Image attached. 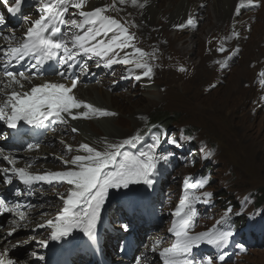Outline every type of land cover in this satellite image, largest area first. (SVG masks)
Listing matches in <instances>:
<instances>
[{
	"label": "snow or ice",
	"instance_id": "6c2138e0",
	"mask_svg": "<svg viewBox=\"0 0 264 264\" xmlns=\"http://www.w3.org/2000/svg\"><path fill=\"white\" fill-rule=\"evenodd\" d=\"M7 6L10 15H17L22 11L24 0H15V5H8V0H0ZM125 0H120L124 3ZM254 0H247L251 5ZM41 4L39 9V18L35 21H29L31 24L24 35L15 44L9 43L7 47L0 46V71L8 78L5 87H11L13 84L24 85L21 80L29 84L37 76L43 73V67L48 62H55L59 69L57 75L63 79L71 81L70 86L64 83L45 82L41 85H35L30 91L18 92L11 91L4 103L0 104V121H5L10 129H18L21 122L32 128L48 127L51 124L66 123L65 114L73 120L80 118H89L91 115L113 116L107 110H100L93 105L80 101L74 95V89L79 82V76L74 75L72 70L79 64L81 73L87 74V64H80V56H86L89 59L96 57L102 60L105 66L111 67L114 64L133 65L135 69H143L142 75H135L134 79L139 81L143 77H150L152 68L145 57L148 55L141 49L135 47L134 34L130 33L125 24H122L115 18L105 15L106 8L97 7L90 11H85L86 0H37ZM135 4L136 0H132ZM203 7V5H201ZM76 10L80 20H67L65 14L69 9ZM239 11H237V15ZM27 20V17L24 18ZM194 22L189 17L187 25ZM70 25L69 31L63 33L60 38H55L61 33V26ZM6 26V20L3 14H0V28ZM181 24L178 27L184 28ZM72 29L78 31L73 32ZM14 32V30H13ZM82 33V34H81ZM238 36V33H234ZM10 41L16 40L14 35L6 37ZM70 45V46H69ZM132 48L133 52L126 50ZM218 52L225 51L224 48H218ZM120 52H124L121 57ZM24 67L16 71L19 66ZM99 66V63H98ZM227 67L226 64L221 65ZM132 69H129L131 72ZM264 77V71L259 73ZM19 77V78H18ZM131 78V77H122ZM264 84V80L260 81ZM3 89L0 88V92ZM84 109V111H76ZM47 122V123H46ZM75 133L78 129L73 128ZM149 133H145L148 135ZM191 140L192 137L185 138L181 136L179 140L169 136L166 130L152 132L150 134L151 143L144 148H139L132 153L127 148L137 149L142 143L143 137L136 133L131 137L123 139L119 144H108L105 150L100 151L88 144L79 145V149L86 155H76L71 160H64V171H57L47 174H31L24 168L12 167L4 169L6 183H11L9 171L29 189L37 182H45L49 185L67 183L69 191L66 195H61L59 199L63 201V209L58 213L56 220L47 221L51 229L50 240L61 241L69 238L72 232L79 229L90 240L95 239L97 222L100 219L102 206L105 204L109 190L122 191L130 189L132 185L143 184L151 188L159 174L161 162L167 161L169 156L174 153L163 154L157 150L165 141L173 146H182L180 141ZM32 146L29 145V148ZM71 151V146H69ZM2 155V153H0ZM10 165L14 160L8 156L2 157ZM206 180L185 185V195L180 200L178 206L172 213L174 216L173 226L169 232L175 237V243L170 247L159 251V257L163 264H224L227 252L225 251L231 243L234 236L232 228L216 226L212 229L193 233L192 227L198 216V209L195 205L201 201L207 203V198L212 193H203L196 195L198 188H203ZM189 187L193 190L188 193ZM20 195L19 192L16 193ZM16 214L21 220H24L25 213L19 211V205L16 206ZM13 209L8 206L3 198H0V213L12 212ZM231 210L229 209L228 212ZM15 224L16 221H13ZM39 227H43L40 225ZM127 230V225H124ZM12 228L7 237H12L16 232ZM35 231V230H34ZM5 242H7L5 238ZM48 240H41L38 243L47 247ZM206 243L215 249H220L218 256L193 257V249L200 244ZM20 246V242L11 245L12 248ZM154 246L151 250L155 251ZM9 248H4L0 252V264H17L16 261L9 258ZM32 257H37V252L31 253ZM43 260V256H38ZM139 264V261H137Z\"/></svg>",
	"mask_w": 264,
	"mask_h": 264
},
{
	"label": "rangeland",
	"instance_id": "374dc122",
	"mask_svg": "<svg viewBox=\"0 0 264 264\" xmlns=\"http://www.w3.org/2000/svg\"><path fill=\"white\" fill-rule=\"evenodd\" d=\"M210 1L212 2V0ZM256 1L258 7L252 6L244 14L236 16L241 23L237 28L234 26L236 21L232 24L227 20L228 18L225 19V24H222V21L221 25H216V18L212 15L211 22L207 23L203 19L197 20L200 21L201 26L197 27L195 33H190V30L188 31L186 27L182 28L184 31L180 30L184 33V39L191 40L190 38H193V45L187 44L186 47H183L181 41L174 45L173 40L176 38V33L171 34L162 48L165 50L166 55L167 52H170L167 55L169 58L166 56L165 59H162L158 54L156 58H151L154 64L152 66H155L157 72H160L161 75L157 76L158 86L155 85V82L151 84L155 88L150 94L145 93L139 82L135 86L130 84L117 90V94L122 95L125 92L127 94L122 99H116L114 107L120 115L116 118L118 122L114 120L115 122L110 126L114 132L123 134V139L136 133L142 135L148 126L161 120L167 122L165 125L170 128L171 136L175 139L179 140L181 136L185 138L192 137L191 140L180 141L181 145L186 147L190 142L193 143V151H186L185 153H179L178 149L175 151L176 154L181 156L182 164L178 170L177 167L175 168L174 176L168 178L164 191H171L168 195L171 198L174 195L173 200L175 202L179 196L180 186L182 187L184 183V180H181L182 177L195 176V173L199 170H207L210 173L214 182L206 191L197 194L212 193V196L207 198V203L201 201L197 204L201 210L203 220L199 224L196 233L219 226L223 220H236L239 212L244 210L243 205L248 202L249 210L255 209L257 196H260L262 189L264 190V90L260 88V81L254 85L252 84L254 76L264 71V0ZM92 2L94 0H90V3ZM97 2L99 1L97 0ZM244 2L247 3V1ZM100 3L104 5L106 13L110 14L112 18L127 24L130 23L131 25L128 24L127 26L133 29L132 15L123 9L124 3H120V1L116 3L115 0H104ZM224 8L227 10L228 7L224 6ZM22 16L24 15L22 14ZM197 23L199 25V22ZM223 25L224 27H220ZM234 33L240 34L236 36ZM133 34L136 35V32L134 31ZM140 38V42L142 39L147 45H150V41H145L144 36ZM135 39L137 40L138 37ZM241 44L244 45L245 49L240 47ZM139 46L136 47L148 54L145 48L142 49V46ZM221 47L225 51L220 52L221 54L218 57L208 58L210 54L215 55L217 49ZM228 55H234V57L228 62V68L225 70L221 65ZM168 60L176 61L173 68L177 73L179 72L178 74L181 77L176 75L173 70L169 71L168 68L166 70ZM201 62L210 69L206 73V78L211 77L197 85L194 82L189 83V80L194 77L191 75L193 71L195 76L197 72L199 76H204L202 69L199 67ZM186 63L191 69H189L190 67L186 68ZM126 76V72L121 71L115 77L109 76L107 78L111 93L115 91V87L112 86L126 80L127 78L122 79ZM174 80L176 81L174 82ZM261 80H264V77H261ZM93 84L87 85L91 86ZM85 122L90 121L86 120ZM169 122L171 123L168 124ZM74 123L77 126V122L74 121ZM84 125L86 130L82 132V136H90L100 142L101 136L99 134L103 130L93 125L88 126L87 123ZM60 131L63 132L61 136L65 135L63 137L65 143H69L76 151L80 150L76 146L80 142H75V139L77 140L79 137L73 134L71 127L67 126ZM123 139L108 144H119ZM46 147L57 150L62 145L60 143H47ZM94 147L100 151L106 148V146L96 144H94ZM64 150L66 151L67 148L61 149V152L59 151L61 157L65 156ZM70 153H72V156L73 152ZM50 157L51 160L54 158ZM20 158L17 159L20 160ZM52 163L56 166L61 164L60 161L54 159ZM2 195L4 194L2 193ZM5 195H9V193L6 192ZM163 200L169 201L167 196H164ZM116 203L106 201L105 206H115ZM229 205H236L237 207L234 209ZM46 206L41 205L39 207L46 213L43 214L45 216L49 214L45 211ZM159 206H162V204L160 203ZM260 208L264 211V205ZM229 209L230 212H228ZM114 217L116 220H120L118 218H122V214H116ZM116 228L121 229V225L117 224ZM7 229L4 230L7 231ZM159 232L163 231L159 230ZM0 234L4 235V231H0ZM22 235L23 232L10 240V242L12 240L20 242V246L13 249L16 250L15 253L12 252L13 250L11 251V255L15 254L16 261L19 263L26 262L29 259L26 255V249L30 247V242L27 239L28 237L21 238ZM23 240L27 242V245H24ZM240 260L242 262L231 261L225 264H264V246L252 250L249 256L242 257Z\"/></svg>",
	"mask_w": 264,
	"mask_h": 264
},
{
	"label": "bare ground",
	"instance_id": "6f19581e",
	"mask_svg": "<svg viewBox=\"0 0 264 264\" xmlns=\"http://www.w3.org/2000/svg\"><path fill=\"white\" fill-rule=\"evenodd\" d=\"M98 1L99 2H97V0H94V2L90 3V0H86V5H85L84 10L85 11H90V10H92L94 8H97V7H103L104 5H102L100 3V1H104V0H98ZM115 1H116V3H119L120 0H115ZM244 1H247V0H212V2L210 0H136V3L133 4L132 0H125V2H124L125 5L122 6V7L125 10V12H127V13L132 15L131 18H133L132 20L134 21L132 30H133V32L134 31L136 32V35H134V37L135 38L138 37L137 40H139V37L143 38V36H144L145 41H150V45H147L146 42H144L140 38L141 39L140 46H142V49L145 48L146 52H148V55H147V57L145 59H147L148 64L152 68V73H151L150 77H143L141 80L138 81L140 83V85H141V88H143V90L145 91V93L150 94V92L155 88V87H153L151 85L152 83L155 82V85L157 84L156 86L159 85L156 80H158L157 76L161 75V74H159L160 72L159 73L157 72V68H155V66H152L154 64L152 63L151 58L152 57L156 58V56L158 54L160 58L162 57V59H165V57L170 54V52H167V55H166L165 52H164L165 50L162 49L163 46H165V44H166L165 41L167 39L169 40L170 35L173 34V33H176V38H175V40H173V44L174 45L177 44L178 41H181L183 43V47H186L187 44L193 45V38H190L191 40H187V39L183 38L184 37V33L180 32V30L181 31H184V30L182 28L178 27L179 25H181V24L187 25V21H188L189 17L193 18L194 22L199 20V19H203V21L208 23V22H211V16L213 15V16H215L216 21H217L216 25H218V24L221 25L222 21H223L222 24H225L226 23L225 19L228 18L227 20L230 23L232 22V24H233V22L236 21V24H234V26H236V28H237V27H239L241 25V23L239 22L240 20H238L236 18L237 11L240 10L239 14H244L246 11H248V10L242 9L241 6H240V9L238 10L239 4L243 5L244 3H246ZM254 1L257 2L256 0H254ZM13 2H15V0H9V3H13ZM111 2H113V1H111ZM208 4H209V7L207 8ZM201 5H203V7H201ZM224 6L228 7L227 10L224 8ZM37 7H40V6H37ZM35 9H38V8H34L33 7L32 9L26 10L25 13H23V15H24L23 17L24 18L27 17V20H24V18H23V21L21 23H19L18 21H15V22L10 21L9 25L11 26V28H9L8 31L11 30L12 34H19L20 30L23 31L26 28H28L30 26L29 21H35V17H33V15L29 16L28 14L34 13V15H36V16L40 15V12L36 11ZM118 9H119V7H118ZM69 11H70V9H69ZM0 14H4V10L2 8H0ZM65 19H67L69 21L72 20V19H76L77 21H79V19H78V17L76 15H74V16H70L69 15L68 16L67 13L65 14ZM203 21H201V22H203ZM197 22H199V26H201L200 21H197ZM63 27H67V25L61 26V28H63ZM220 27H224V25L220 26ZM186 28H189L188 25H187ZM196 29H193V31H191V30L189 31L188 29L187 30L190 33H195L197 31ZM13 30H14V32H13ZM226 30L228 31V29H226ZM72 31L75 32V31H78V30L72 29ZM9 36H11V34H9L8 37ZM241 36L242 35H240V37ZM242 38H243V36H242ZM243 46L244 45H242V44L240 45L241 48L245 49V47H243ZM133 51L134 50H131V51H128V52L131 53ZM172 52H174V51H172ZM220 54L221 53L217 51L215 53V55L214 54H210V56L208 58H211L212 56H217L218 57ZM207 61H209V60H207ZM214 61H216V60H214ZM167 62H168V65H167V67H165L166 70H167V68L169 69V71L173 70L176 75H179V77H181L180 74H178L179 72L177 73L175 71V69L173 68L175 63H176V61L168 60ZM181 64H184V63H181ZM200 64L201 65H199V67H200V69H202L204 76H199L198 72H197V75L195 76L194 75V71H193V73H191V75L194 76V77H193V79L190 78L191 80H189V83L194 82L197 85V84H199L201 82L203 83L205 80H207V79H209L211 77V76H209L208 78H206V73L209 72L210 69L207 66H204L202 64V62ZM185 65H186V68L190 67L188 65V63H186ZM132 68H133V65H130V67H128V69H132ZM189 69H191V67ZM217 69H218V67H217ZM211 71H213V70H211ZM142 72L143 71H141V69L132 70L131 72L128 71V74H127L126 77H131L133 79L135 75H142ZM37 76H39V77L48 76L50 78H54V77H52V74H49L47 71H43V73L41 75H37ZM167 77H168V75H167ZM202 77H203V79L201 80ZM127 79H130V78H127ZM123 81H125V80H122V82ZM175 81L176 80H174V82ZM181 81H182V79H181ZM2 82H3L4 86L7 84L5 82V80H3ZM183 82H186V81H183ZM212 82H213V80H212ZM21 83L24 85L26 83V81L25 80H21ZM0 84H1V80H0ZM85 84L81 85L80 87H78V90L76 91V94L80 98V100L83 101V102H86L88 104L93 105L97 109L107 110V111H109L111 113H115L116 115L108 116L107 118H102L99 121H90V122H79L82 118L76 119V120H72V119H69V117L66 115L65 116V120H66V122L69 123V126L70 127H75L76 129H78V132H79V136L78 137L79 138H77V140H75V141H79L80 142L79 144H81V143L85 144L86 143V144H88V145H90L92 147H94V144L104 147V146H107L106 144H108V143H114V141L115 142L116 141L119 142L121 140V138L123 139V134H118L117 132H114V130L111 128L110 125L113 124L115 122L114 120H116L118 115H120L119 112L117 110H115V107H114V104L116 103V99H122L123 97H126L125 94H127V93L126 92L122 93V95L121 94H117V90L118 89H122V86H120V85H117L115 87L114 93L113 92L111 93V91L109 90V84H108V80L107 79L98 80L97 82H95L91 86L87 85L88 83H85ZM25 86H27V85H25ZM0 88H3V87H0ZM30 88L31 87L27 88L26 91H30ZM13 90L22 91L24 89L19 87V85H15V84H13L11 87H6V89H3L4 93H7V94L11 93V91H13ZM196 99H198V98H196ZM4 100H5V98H3L2 94H1L0 102L3 103ZM78 111H84V109H80ZM74 121L77 122V126L75 125ZM85 123H87L88 126L89 125H93L94 127H96V128L99 127V128H101L103 130V132H100V134H99L101 136L100 137L101 138L100 142L97 141L96 139L91 138L90 136H82V132H84L86 130V129H84V126H85L84 124ZM0 130H2V129L0 128ZM147 143H148V141H147ZM69 146H70L69 143H66V145H64V147H63V149L67 148L66 151L64 150L65 151V157L70 152H73L72 156L86 155V153L83 152L82 150H78V151L74 150L72 148L73 146H71V151H69L68 150ZM59 151L61 152V148H58L57 150H53V149H49V148L46 149V148L43 147L41 153H35V154H38L40 156H42V155L48 156L50 154H54L55 153V154H57L59 156ZM0 153H4L6 156L9 157L10 160H14V164H12L10 167H6L7 169L10 170L12 167H16V168H26L27 167V166H25L26 163H27V160H24L20 164L18 163V159L17 158H20L21 156L19 154H15L16 150L13 149V150H10L8 152H5V151H3V148L0 146ZM71 154L72 153H70V155ZM38 155H34L35 158L38 157ZM22 159H23V157L20 158V160H22ZM5 162H7V161H5ZM0 165L4 166L5 164L0 163ZM40 166H41L42 169L43 168H47L48 166H49V168L52 169V166L48 165L47 162L43 163ZM0 180H1V178H0ZM68 188H69V186H68ZM123 191H126L128 194H130L131 191H132V188L130 186V189L123 190ZM5 193H3L4 194L3 196H5V197H7L9 199L10 194L9 195H5ZM127 195L123 194L122 191H118V190H114V189L113 190H109L108 196L106 197V201L117 202L119 199H124V197H126ZM60 202H61V200L55 201L54 202L55 203L54 207L46 206L45 207V211L49 212V214L47 216L43 215L42 218H48L49 216H51L53 211L55 210V208L58 205L61 204ZM103 206H105V204ZM113 207L114 206H112V205L110 206L109 213L112 212ZM17 227L18 226L16 224L12 223V225H9V229H7V231H10L12 228H16L17 229ZM152 229H156V228H152ZM25 231L26 230H24L23 232H25ZM20 233H22V230H19L18 232H16V234L13 237L19 236ZM5 238H6L7 242H5ZM115 240L120 241V240H118L117 235L113 239L112 238H108L107 241H106V246L105 247L107 248L108 244L113 243ZM144 241H145V239L143 240V243H144ZM17 242H19V241L18 240H12V242H10V239H8L5 234L4 235L0 234V252H3L4 248H9V253H8L9 258H11L14 261H16V255L15 254L11 255V251L14 249V248L11 247V245L16 244ZM26 250L28 251V250H31V249H30V247H27ZM107 255L108 256L104 255L103 253L96 254V256L99 259L111 262V260L109 259L110 258L109 256H111V255L108 254V253H107ZM236 256H237L238 260H240V258H242V257H245L243 255L242 256H238L237 253H236ZM115 261H118V260H115ZM16 262H17V264H29L30 261H26V262H23V263H19L18 261H16Z\"/></svg>",
	"mask_w": 264,
	"mask_h": 264
},
{
	"label": "trees",
	"instance_id": "16d2710c",
	"mask_svg": "<svg viewBox=\"0 0 264 264\" xmlns=\"http://www.w3.org/2000/svg\"><path fill=\"white\" fill-rule=\"evenodd\" d=\"M161 122H164V124L165 123H167V122H165V121H163V120H161ZM159 123V122H158ZM171 122H169L168 124H170ZM264 205V190L262 189L261 190V193H260V196H257V201H256V206L257 207H260V206H263ZM261 247H263V245L261 246ZM255 250V249H254ZM252 251V250H251Z\"/></svg>",
	"mask_w": 264,
	"mask_h": 264
}]
</instances>
